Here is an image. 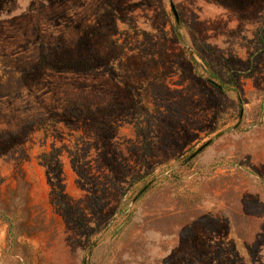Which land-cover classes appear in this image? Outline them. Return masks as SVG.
I'll use <instances>...</instances> for the list:
<instances>
[{
	"label": "rangeland",
	"instance_id": "obj_1",
	"mask_svg": "<svg viewBox=\"0 0 264 264\" xmlns=\"http://www.w3.org/2000/svg\"><path fill=\"white\" fill-rule=\"evenodd\" d=\"M87 253L264 264V0H0V264Z\"/></svg>",
	"mask_w": 264,
	"mask_h": 264
},
{
	"label": "water",
	"instance_id": "obj_2",
	"mask_svg": "<svg viewBox=\"0 0 264 264\" xmlns=\"http://www.w3.org/2000/svg\"><path fill=\"white\" fill-rule=\"evenodd\" d=\"M170 6H171V8H172V10H173V13H174V15H175V18H176V20L178 21L179 19H178V14H177V11H176V9H175V7H174V4H173V2L172 1H170ZM188 48L191 50V52L193 53V55L198 59V55H197V53L194 51V49L189 45L188 46ZM222 133V131H220V132H218L217 134H215L213 137H217V136H219L220 134ZM213 137H210L208 140H210V139H212ZM208 140H206L205 142H203V144H201L198 148H197V150L198 149H200ZM194 153L192 152L188 157H190L191 155H193ZM188 157H186L185 159H187ZM140 193V192H139ZM87 256H88V253L86 254V257H85V259H84V262H83V264H86V261H87Z\"/></svg>",
	"mask_w": 264,
	"mask_h": 264
},
{
	"label": "trees",
	"instance_id": "obj_3",
	"mask_svg": "<svg viewBox=\"0 0 264 264\" xmlns=\"http://www.w3.org/2000/svg\"><path fill=\"white\" fill-rule=\"evenodd\" d=\"M207 143H209V140H208L205 144H207ZM205 144H204V145H205ZM202 147H203V146H202ZM202 147H201V148H202ZM201 148H200V149H201Z\"/></svg>",
	"mask_w": 264,
	"mask_h": 264
}]
</instances>
